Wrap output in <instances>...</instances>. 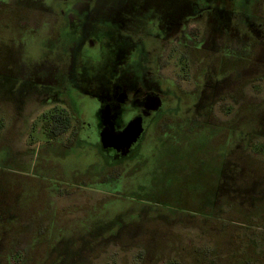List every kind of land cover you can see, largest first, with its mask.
<instances>
[{
  "label": "flooded vegetation",
  "instance_id": "obj_1",
  "mask_svg": "<svg viewBox=\"0 0 264 264\" xmlns=\"http://www.w3.org/2000/svg\"><path fill=\"white\" fill-rule=\"evenodd\" d=\"M127 1L131 3L130 11L117 8L108 12L99 0H0V11L15 4L18 9L41 15L47 25L33 28H39L37 31L46 39L45 43L48 41V47L43 46L41 52L55 57L52 68H47L51 82L46 90L22 93L19 105L12 111L15 113L8 111L13 117L6 114V109L1 111L4 107L0 110L1 123L5 125L0 133V164H19L24 159L27 150L22 155L6 134L10 131L20 138L26 133L32 136L36 116L43 108L50 111L43 113L47 120L41 119L42 132L49 142L57 140L60 149L72 141L65 137L67 134H73L75 140L83 133L89 136L90 130L94 132L96 142L91 146L90 156L104 167L98 178L102 181L118 177L136 164L140 159L139 146L149 132L154 134L178 124L182 110L191 114L194 122L220 128L216 139L227 141L228 137L227 142L246 151L244 159L257 164L256 160L264 157V91L261 90L264 0H120L117 3ZM150 1H158L161 8L156 12L135 10L147 9ZM72 63L80 65V70L70 84L67 81ZM183 82L190 84L188 89L183 87ZM80 96L90 98L91 106L86 101H77ZM229 109L227 118L219 115ZM45 124L50 127V135L43 130ZM127 129L137 135L131 147L103 146L104 131L118 135ZM246 147L251 148L250 152ZM106 160H113L116 165L106 167ZM62 162L47 164L44 171L52 173L57 169L66 174L69 170ZM119 167L124 169L114 175L113 170ZM2 168L0 264H55L56 254L46 249L51 232L54 240L49 216L58 209L50 202L55 190L42 193L46 194V201L42 203L40 218L35 209L38 201L34 198L25 202L27 199L19 193L20 178L5 174ZM261 168L244 172L241 180L242 207L244 212L249 211L248 221L258 226L264 224V210L254 205L257 201L264 203V169ZM217 174V180L222 183L228 177L225 169ZM24 188L36 192L34 197H38L37 186L26 181ZM119 239V234L76 238L64 255L70 259L64 262L92 264L91 259L102 254L94 242L115 243ZM248 240L244 241L245 255L239 263L262 264L261 257L247 252ZM10 247L11 250H6ZM39 250L45 253L46 262L37 260ZM7 251L9 255L5 256Z\"/></svg>",
  "mask_w": 264,
  "mask_h": 264
},
{
  "label": "rangeland",
  "instance_id": "obj_2",
  "mask_svg": "<svg viewBox=\"0 0 264 264\" xmlns=\"http://www.w3.org/2000/svg\"><path fill=\"white\" fill-rule=\"evenodd\" d=\"M99 1L104 11L131 9L128 1ZM157 2H147V9L135 10L156 12L161 8ZM44 22L39 13L23 11L15 4L0 11V110L4 107L1 111L6 109L9 117L13 116L8 111L15 113L12 111L19 105L22 93L46 90L51 82L47 68H52L55 57L41 52L43 46L48 47V41L45 43L46 39L37 31L39 28H33L46 26ZM52 51L57 52L54 48ZM79 70L80 65L72 63L67 82L71 84ZM182 84L187 89L190 86L188 82ZM261 90L263 93L264 87ZM76 100L92 104L84 96ZM49 111L43 108L38 112L32 136L26 133L20 138L8 131L10 134L6 135L21 154L25 149L27 154L19 164L0 166L5 174L20 178L19 193L27 199L25 202L34 198L38 201L35 209L40 218L42 203L46 201V194L42 193L55 190L50 202L58 209L49 216L54 240L51 232L46 248L56 254L55 264H74L64 262L70 259L65 258V252L72 248L76 238L89 234L103 238L120 236L115 243L94 242L102 254L91 259L92 264H240L246 239H249L247 252L262 258L264 264V239L261 240L264 224L258 226L248 221L249 211L244 212L242 207L241 189L244 172L264 169V157L258 158L257 164L244 159L246 151L227 142L228 137L227 141L216 139L220 128L194 122L192 115L182 110L178 124L154 134L149 132L139 146L140 159L136 164L120 176L102 181L98 178L104 167L90 156L91 146L96 142L94 132L90 130L89 136L83 133L75 140L73 134H67L65 137L72 141L60 149L57 140L49 142L41 129L43 113ZM229 113L230 109L219 115L227 118ZM1 122L0 116V133L5 126ZM50 152L52 155L48 156ZM1 155L0 152V163ZM47 158L51 160L49 163ZM60 160L69 170L66 174L57 169L52 173L44 171L47 164L56 165ZM115 165L113 160H106V167ZM123 169H114V175ZM222 169L228 176L223 183L217 180ZM26 181L37 186V198L36 192L24 188ZM56 190L65 193L57 194ZM254 205L264 210V203L257 201ZM39 253L37 260L46 262L45 253L40 250ZM4 255H9V251Z\"/></svg>",
  "mask_w": 264,
  "mask_h": 264
},
{
  "label": "water",
  "instance_id": "obj_3",
  "mask_svg": "<svg viewBox=\"0 0 264 264\" xmlns=\"http://www.w3.org/2000/svg\"><path fill=\"white\" fill-rule=\"evenodd\" d=\"M137 135L131 129L125 130L121 134H113L104 131L101 135V142L104 147L129 148L135 142Z\"/></svg>",
  "mask_w": 264,
  "mask_h": 264
},
{
  "label": "trees",
  "instance_id": "obj_4",
  "mask_svg": "<svg viewBox=\"0 0 264 264\" xmlns=\"http://www.w3.org/2000/svg\"><path fill=\"white\" fill-rule=\"evenodd\" d=\"M43 120H47V115H44L43 116ZM50 127H48L46 124L44 125V127H43V130H44V132L45 133H48L49 132V135H50ZM68 128H66L65 129V131L67 130ZM54 131H55V136L57 135V133L56 132H58L57 130H56V128L54 129Z\"/></svg>",
  "mask_w": 264,
  "mask_h": 264
}]
</instances>
